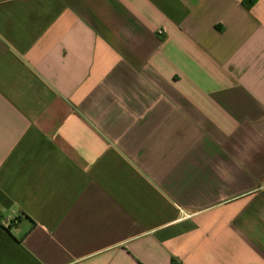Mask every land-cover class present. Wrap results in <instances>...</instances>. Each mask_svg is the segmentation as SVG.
<instances>
[{
  "label": "crops",
  "instance_id": "crops-1",
  "mask_svg": "<svg viewBox=\"0 0 264 264\" xmlns=\"http://www.w3.org/2000/svg\"><path fill=\"white\" fill-rule=\"evenodd\" d=\"M0 264H264V0H0Z\"/></svg>",
  "mask_w": 264,
  "mask_h": 264
},
{
  "label": "built area",
  "instance_id": "built-area-1",
  "mask_svg": "<svg viewBox=\"0 0 264 264\" xmlns=\"http://www.w3.org/2000/svg\"><path fill=\"white\" fill-rule=\"evenodd\" d=\"M164 33H165L164 29H161V30L159 31V35H163Z\"/></svg>",
  "mask_w": 264,
  "mask_h": 264
}]
</instances>
